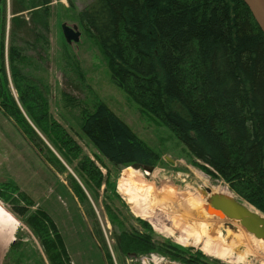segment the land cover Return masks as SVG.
<instances>
[{"label": "trees", "instance_id": "16d2710c", "mask_svg": "<svg viewBox=\"0 0 264 264\" xmlns=\"http://www.w3.org/2000/svg\"><path fill=\"white\" fill-rule=\"evenodd\" d=\"M50 3L0 0V114L12 122L51 178L66 175L106 264L114 263L99 216L111 226L112 249L121 258L155 253L180 264H223L156 240L147 222L123 215L112 203L121 198L110 178L134 164L154 169L160 155L103 102L96 99L90 108L61 93L67 110L76 109V132L93 147L94 159L50 116L47 87L34 76L40 51L48 56L43 32ZM75 19L126 99L165 128L205 173L264 214V35L244 2L93 0ZM28 48L33 57L25 54ZM23 199L24 206L14 203L11 214L32 231L49 264H70L53 219ZM4 264L45 261L16 240Z\"/></svg>", "mask_w": 264, "mask_h": 264}, {"label": "rangeland", "instance_id": "374dc122", "mask_svg": "<svg viewBox=\"0 0 264 264\" xmlns=\"http://www.w3.org/2000/svg\"><path fill=\"white\" fill-rule=\"evenodd\" d=\"M91 1L93 0H50L48 29L43 32L49 44L48 56L45 55V51L43 54L40 51L42 57L35 64L37 71L34 73L36 80L47 87V96L43 93L48 101L50 116L71 134L85 154L93 158L92 153H95L93 147L76 132L77 129L73 123L76 109L71 110L69 107L67 110V102L62 98L61 93L69 95L73 102L87 103L90 108L97 99L103 102L139 139L160 155L159 165L153 169L152 173L143 172L142 176L153 187L149 200H152L153 204L164 203L166 208L170 206V214L173 216L174 213L176 214L173 223L165 219V214L168 212L162 213L161 207L156 206L157 209L154 208L148 217L136 213L127 202L126 196L118 191L122 170L110 178L113 182L115 180L116 192L121 198V201L113 200L112 203L118 206L123 215H132L147 222L156 240L168 241L174 246L191 249V254L200 252L205 257L223 264H264V258L254 254L245 255L240 263L237 262L235 258L243 252L242 248L236 249L227 260L211 256L202 249L204 240L199 239L194 242L193 234L195 233L184 230V221L178 223L177 218H183L192 223L202 221L200 217L195 218V212L191 211L190 204L187 202L189 196L193 195L198 187L203 184L208 187L217 185L227 187V185L220 179L212 178L205 173L201 165L195 163L165 128L160 126L151 115L141 111L135 103L128 101L124 92L114 84L102 55L84 35L75 19L76 12ZM63 23L78 27L81 33L78 43L70 45L64 43L65 40L63 41L60 35L62 34L60 27ZM25 54L33 57L35 52L28 48ZM12 91L16 98L13 89ZM67 170L72 173L71 169L67 168ZM102 173L105 174L104 169ZM199 173L204 175L205 179H199L197 176ZM65 177L66 175H57L56 179L51 178L45 165L14 128L12 122L0 114V203L2 206L11 213L13 204L19 203L24 206L26 202L23 196L26 197L33 203L32 210L42 208L55 222L58 232L63 237L70 264H106L101 251L99 252L93 245L88 232L89 224L70 192ZM59 187H62V190ZM102 189L100 203L104 200ZM229 193L239 201L241 200L230 190ZM119 203H125L127 207L120 209ZM149 204L145 207L149 208L152 203ZM247 205L250 204L247 203ZM203 212L210 217H216L206 209ZM16 220L19 227L15 232L14 241L20 240V243L31 246L36 253H40L45 264H49L32 231L21 220ZM99 220L114 264H146L145 260L151 261L152 256L170 262L155 253L132 259L119 257L112 249V240L109 239L111 226L103 223L100 216ZM133 225L136 227V224ZM137 229L142 231L138 227ZM219 232L224 234L222 229ZM10 245L0 264H4ZM157 258H153L156 261L155 264H165L157 261Z\"/></svg>", "mask_w": 264, "mask_h": 264}, {"label": "bare ground", "instance_id": "6f19581e", "mask_svg": "<svg viewBox=\"0 0 264 264\" xmlns=\"http://www.w3.org/2000/svg\"><path fill=\"white\" fill-rule=\"evenodd\" d=\"M197 176L201 180L205 179L201 173L197 174ZM205 187L211 189L212 193L230 194L228 188L224 185L208 187L203 184L187 199V202L190 204L189 208L195 212V214L192 212L195 218L200 217L202 221L192 223V221L187 222L183 218H177L178 223L184 221V230L195 233L193 234L194 242L203 239L202 249L211 256L227 260L231 258L236 249L242 248L243 252L235 258L239 263L245 255L254 254L264 258V245L261 240L255 239L238 224L229 223L218 217L205 215L203 211L207 205L206 198L200 193L201 188ZM118 191L126 196L127 202L134 208L136 213L148 217L154 208L161 207L162 213L168 212L165 214V219L173 223L176 214L174 213V216L170 214V206L166 208L164 203L153 204V201L149 200L153 191L152 184L144 180L142 173L139 171H135L130 167L123 169ZM149 203H152L151 206L146 208V204ZM250 210L253 211L252 208ZM228 225H231V228ZM18 227V221L0 203V261L9 245L14 241L15 232ZM221 229L224 234L219 232Z\"/></svg>", "mask_w": 264, "mask_h": 264}, {"label": "water", "instance_id": "95a60500", "mask_svg": "<svg viewBox=\"0 0 264 264\" xmlns=\"http://www.w3.org/2000/svg\"><path fill=\"white\" fill-rule=\"evenodd\" d=\"M248 8L255 23L264 35V0H242ZM61 32L67 44L78 43L81 33L76 25L68 26L63 23ZM135 171L140 173H152V168H142L138 164L132 165ZM201 195L206 198V211L213 213L216 217L224 219L229 223L238 224L248 234L264 245V215L244 201H239L231 194L212 193L211 189L205 187L200 190ZM253 209L250 210V208ZM231 228V225H228Z\"/></svg>", "mask_w": 264, "mask_h": 264}, {"label": "built area", "instance_id": "2783aa9c", "mask_svg": "<svg viewBox=\"0 0 264 264\" xmlns=\"http://www.w3.org/2000/svg\"><path fill=\"white\" fill-rule=\"evenodd\" d=\"M153 258H157V257H153V256H152V260L149 261V262L145 260V263H146V264H150V262H151V264H155L156 261H154ZM157 261H160L161 263H165V261L162 260V259L159 260V259L157 258ZM156 264H157V263H156ZM158 264H159V263H158Z\"/></svg>", "mask_w": 264, "mask_h": 264}]
</instances>
